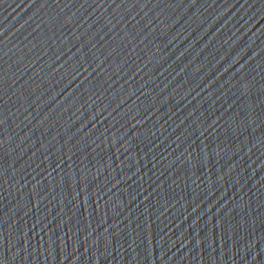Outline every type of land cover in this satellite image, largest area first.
<instances>
[{
	"label": "water",
	"instance_id": "95a60500",
	"mask_svg": "<svg viewBox=\"0 0 264 264\" xmlns=\"http://www.w3.org/2000/svg\"><path fill=\"white\" fill-rule=\"evenodd\" d=\"M0 264H264V0H0Z\"/></svg>",
	"mask_w": 264,
	"mask_h": 264
}]
</instances>
